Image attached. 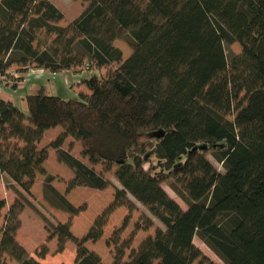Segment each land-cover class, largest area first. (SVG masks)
Here are the masks:
<instances>
[{"label": "trees", "instance_id": "16d2710c", "mask_svg": "<svg viewBox=\"0 0 264 264\" xmlns=\"http://www.w3.org/2000/svg\"><path fill=\"white\" fill-rule=\"evenodd\" d=\"M147 4L143 11L135 0H87L76 18L59 25L53 21L63 13L50 0H0V72L11 66L17 71L36 66L64 77L63 70H78V81L88 90L65 98L43 89L26 93L27 125L17 104L0 98V176L6 173L29 192L35 173L43 174V198L68 213L66 220L53 224L35 208L47 238L56 236L55 250H63L70 239L76 245L74 264H105L84 242L100 238L118 206L131 211L135 204L125 188L114 186L111 200L87 231L80 238L74 236L71 217L86 205H75L64 192L79 185L103 189L110 181L62 148L63 139L66 134L80 139L81 154L89 163L120 164L122 173L130 164L153 157L146 180L133 184V189L143 205L155 210L164 228L156 227L141 239L124 264H192L196 259L217 264L193 243L194 235L224 264H264V0H147ZM109 10L111 18L127 28L125 40L134 47L126 57L118 46L93 33L91 20ZM40 30L54 33L49 43L39 44ZM234 41L241 49L228 57L225 45ZM113 61L118 62L116 67L99 73L100 66ZM182 63L184 73L178 68ZM164 81L167 90L161 95ZM146 123L154 124L151 131L157 137L142 142L140 129ZM60 124L65 129L48 145L73 172L64 192L51 183L53 174L42 165L46 146H36L44 130ZM12 137L23 144L9 145L6 140ZM138 145L143 147L139 150ZM206 151L220 162L222 171ZM161 180H168L185 209L165 196ZM19 194L17 190L4 220L0 258L19 226L20 209L25 203L33 207ZM3 205L0 199V208ZM128 214L112 232L115 244ZM150 224L134 223L114 263L135 231ZM46 252L42 244L35 254L43 257ZM18 264L41 263L28 256Z\"/></svg>", "mask_w": 264, "mask_h": 264}, {"label": "rangeland", "instance_id": "374dc122", "mask_svg": "<svg viewBox=\"0 0 264 264\" xmlns=\"http://www.w3.org/2000/svg\"><path fill=\"white\" fill-rule=\"evenodd\" d=\"M53 2L63 13L61 19L53 21L59 25H66L71 20L76 18L82 9L86 6L87 0H50ZM135 3L143 10L147 9V0H135ZM151 17L154 20L161 21L160 17L150 13ZM110 10L107 13L98 18L91 20V25L94 27V34H97L109 41L110 43L118 46L123 53V56L126 57L127 53L133 50V46L125 40V33L127 28L120 26L112 18ZM54 37V33H47L43 30L38 31L37 39L39 44L49 43ZM241 49V46L238 42L234 41L229 45H225V52L228 57L232 53H237ZM118 65V62H111L109 64L100 66L97 70L99 73L106 74L108 71L113 69ZM31 67V66H29ZM27 67L24 71H26ZM179 72L184 73L186 70L185 64L179 65ZM10 69H16V66H11ZM76 70V69H75ZM78 72V70H76ZM76 72V73H77ZM6 80V79H5ZM3 80L1 88L4 85L9 84L12 87V80L7 79L6 83ZM67 85L63 83L61 76L47 75L45 78L41 79L40 83L43 86V90L48 93L58 94L60 96L68 97L75 96V92L78 88H81L78 91H86L87 88L82 84L79 86V83L72 81L67 78ZM166 81L162 83L160 94L164 95L167 90ZM3 85V86H2ZM28 89V88H27ZM14 95L15 103L22 110L27 111V103L25 100V94L30 92L26 89H19L18 91H12ZM26 114V112H25ZM23 123L27 125V121L22 119ZM154 127L153 123H146L141 127L142 136L141 141L145 142L148 137H157V133L151 131ZM65 129L63 125H56L48 130H44L41 138L36 142L37 148L46 146L47 157L45 158L42 165L46 167V170L53 174L52 184L61 192L65 191L66 182L73 176L72 170L65 165L62 161L57 159L55 149L52 146H49L48 143L56 138V136ZM6 141L9 142V145L13 142H16L18 145H22L23 142L21 139L16 137L8 138ZM61 147L67 149L73 155L78 157L80 160L87 163L89 166H92L96 171L100 172L105 178L110 181V185L103 189L92 188L88 186H74L72 189L64 192L66 197L73 202L75 205L85 203V209L78 212L71 217L70 231L76 237H81L86 231L87 228L92 223L96 214L111 200L114 186L123 187L126 190L127 196L134 202L135 207L128 211L125 206H118L111 214L108 216L106 224L103 226L102 235L95 241L90 239L84 242V245L95 251L100 260L105 264H124L128 260L130 252L135 250L138 243L148 234H153L156 227L164 228L163 224L158 219V216L154 209L151 207L143 205L137 199V193L133 189V184L143 183L146 180V169L149 162L155 163V159L150 157L148 160H144L141 163H132L129 165L128 171L122 173V166L120 164H111L106 166L102 163H89L86 156L81 154V141L80 139L75 138L71 134H66L61 144ZM140 150L141 145L137 146ZM205 156L219 169L223 170L220 162H218L210 151L205 152ZM42 179L43 174L36 172L34 182L31 184L29 192L20 187L19 184L9 179L4 173L0 176V199L4 200V205L0 208V238L2 236V227L4 225V220L7 214L9 205L13 202L15 197H18L17 190L19 191V198L23 199L21 195H24L26 199L33 205L31 207L29 204L25 203L18 213L19 226L16 228L13 236V240L6 243L3 246L2 255L0 258V264L5 262L6 264H18L22 257L34 256L41 264H74L75 242L68 239L64 243V248L61 251H56V236L47 238V230L44 228V221L37 213L39 211L42 213L45 218L48 220V223H57L59 221H64L68 218V213L62 211L61 209L50 205L42 195ZM128 180L130 184L126 186L124 181ZM160 186L163 188L165 196L167 198L174 199L182 209L186 208L185 202L178 196V194L170 187L168 180H161ZM36 208V210H35ZM128 214L127 224L118 232L119 241L117 244L113 243L112 240L115 237L112 232L116 229L122 222V219L125 214ZM147 220L151 221V224L146 229H138L135 231V234L130 242V244L123 248V253L119 262L114 263L115 253L120 251L122 242L127 241V237L130 231L133 229L134 223L137 221L141 224H144ZM28 232V235H27ZM44 233V236L39 238L40 233ZM26 235V236H25ZM30 237H32L30 239ZM109 239V242H108ZM111 239V240H110ZM193 243L200 249V251L210 260L216 262L217 264H224L223 261L197 236H193ZM42 244L47 246V252L43 257H39L35 254L36 249ZM192 264H201L199 260L196 259ZM202 264H206L203 262Z\"/></svg>", "mask_w": 264, "mask_h": 264}, {"label": "crops", "instance_id": "0c3cea01", "mask_svg": "<svg viewBox=\"0 0 264 264\" xmlns=\"http://www.w3.org/2000/svg\"><path fill=\"white\" fill-rule=\"evenodd\" d=\"M63 74H64V77L61 76L60 72H58L57 75L61 76V78H62L63 83L65 84V86L67 85V83L65 81L67 78L70 79V82L75 81V82L79 83L78 77H79L80 72H77L76 73V72H72L71 70L68 69V70H63ZM47 75H51L48 70L44 71V73L42 75L41 74H39V75L32 74V75L29 76L28 80L25 82V84H24L23 87L16 88V89H14L13 87H11L9 84L4 85V86L2 85L3 87L0 90V98H3L5 100H10L11 102L15 103L14 95L10 91L11 89H12V91H15V90L18 91L19 89H21V90L22 89H26V90H29L30 92H35L38 89H43V86L40 83V81H41V79L45 78ZM6 82L7 81L5 80V83ZM79 86H82V83H79ZM80 89L81 88H78L76 91H73V92L78 93L79 92L78 90H80ZM25 112H26V110H25ZM25 112L24 111L22 112L23 113V117H24V120H26L28 122V115H27V112H26V114H25ZM48 129H46V130H48ZM4 174L6 175V173H4ZM2 175H3V173H2ZM27 235H28V232H27ZM43 236H44V233L42 232V233H40L39 238L40 237L42 238ZM31 238L32 237H30V239ZM23 258L24 257H22L21 260Z\"/></svg>", "mask_w": 264, "mask_h": 264}, {"label": "built area", "instance_id": "2783aa9c", "mask_svg": "<svg viewBox=\"0 0 264 264\" xmlns=\"http://www.w3.org/2000/svg\"><path fill=\"white\" fill-rule=\"evenodd\" d=\"M44 71H46L45 68L43 67H36V66H31L29 67L26 71H17L15 69H5L4 72H0V83L3 80L11 79L12 82V87L14 89L23 87L25 82L28 80L29 76L34 74V75H39L43 74ZM53 73V72H51ZM8 81V80H7ZM0 90H1V84H0Z\"/></svg>", "mask_w": 264, "mask_h": 264}]
</instances>
